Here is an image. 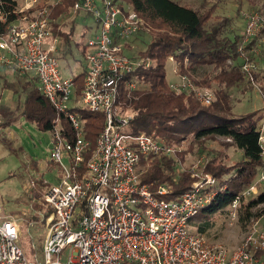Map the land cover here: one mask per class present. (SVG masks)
I'll return each instance as SVG.
<instances>
[{
  "label": "built area",
  "instance_id": "built-area-1",
  "mask_svg": "<svg viewBox=\"0 0 264 264\" xmlns=\"http://www.w3.org/2000/svg\"><path fill=\"white\" fill-rule=\"evenodd\" d=\"M61 1L46 0L32 19L17 17L0 31V65L13 66L20 74L32 73L41 93L72 129L70 139L55 129L50 140L49 157L61 176L42 196L50 212L45 218L39 213L45 229L41 264H264V220L260 222L264 211L232 250L209 245L202 234L188 233L190 218L216 193L213 176L195 174L199 179L176 201L156 197L137 179L141 157H170L179 152L154 132L131 135L127 130L130 117L119 114L115 105L118 80L151 64L149 58L130 55L134 53L131 42L141 30L137 14L113 0H77L72 5L71 12H85L97 28L94 38L85 43L84 77L76 97L73 78L61 75L56 57L59 40L51 35L46 17L48 7ZM36 2L23 0L16 12H27ZM244 16V36L249 40L258 34L263 21L251 13ZM6 18L8 13L0 5V23ZM168 59L179 79L171 84L172 89L192 91L202 105H209L211 94L195 88L173 58ZM126 86L131 90L137 84L129 81ZM73 106L104 116L87 159L88 142L82 121L70 111ZM258 131L264 157V121ZM259 174L258 181L264 182V167ZM169 192L170 187L163 185L156 194ZM248 192L255 194V185ZM236 206L234 200L230 207L236 210ZM1 211L0 205V264H30L17 244L18 225Z\"/></svg>",
  "mask_w": 264,
  "mask_h": 264
},
{
  "label": "trees",
  "instance_id": "trees-1",
  "mask_svg": "<svg viewBox=\"0 0 264 264\" xmlns=\"http://www.w3.org/2000/svg\"><path fill=\"white\" fill-rule=\"evenodd\" d=\"M45 1L38 0L31 10L18 13L16 12L18 0H0L3 10L8 13L7 21L0 23V31L3 32L5 26L17 17L25 15L32 19L34 12L41 9ZM76 1L62 0L47 9L49 31L59 40L56 53L58 60L71 55L74 21L71 19L68 22L67 29L62 28V23ZM113 1L121 7L131 8L142 22L141 27L149 29L147 33L141 34L148 36L147 44L130 55L149 58L150 66L148 68L140 66L133 73L124 74L117 82L115 105L119 114L130 117L127 130L131 135L154 132L165 143L177 147L185 140H189L190 145L198 147L203 146L205 141L222 140L219 147V151H222L207 159L200 168L202 172L210 174L216 180L214 187L216 193L208 205L190 218L188 224L194 227L196 234H204L215 225V220L210 217L217 209L222 208L221 214L226 215L227 208L237 200L236 223L239 230H246L252 219L261 217L264 211V185L258 183L259 173L264 167V157L256 122L248 115H232L231 90L242 83L250 87L252 78L258 81V72L253 70L255 67L253 63L260 37L256 34L245 40L244 31L242 29L237 31L233 16H224L222 20L211 23V18L215 17L218 8V1L211 3L204 12L172 0ZM248 2L245 9L247 13L250 10L264 11L263 4L258 6L254 1ZM241 8L243 7L238 8V14L242 19ZM137 36L138 34L134 39ZM77 45L80 47L79 54L83 57L87 48L85 44ZM58 51L61 53L58 54ZM170 56L173 63L178 65L181 74L190 78L195 88L213 90L214 99L209 105H202L192 91L172 89L166 80L167 65L173 66L168 59ZM247 56L250 58H245ZM245 65L250 66L248 74L245 71L247 78L242 70ZM81 68L79 75L73 78L76 97H79L82 89L83 65ZM129 81L137 84L135 89L127 88L126 84ZM21 95L23 99L19 118L21 116L40 132L53 133L58 129L62 138H71L72 129L67 118L41 93L36 77H30L21 86ZM70 111L76 112L82 121L84 140L88 142L85 151L87 159L104 125V116L100 112L92 113L79 106H73ZM13 112L0 110L1 117H4L0 127L17 121L18 117L10 116ZM229 147L241 152L239 160L229 163L225 161L227 154L223 153V149ZM180 155L181 152L176 158L141 157L137 164V179L156 197L176 201L195 181V178L190 177L189 169L176 171L177 162L181 163ZM163 185L170 187V192L165 196H157V190ZM253 185H257L255 194L248 192L249 187ZM33 208L43 213L44 217L49 215L50 209L43 199L38 200ZM20 218H23L25 225L31 227V231L34 225L44 223V219L37 213L27 215L24 211L21 212ZM17 222L20 224L19 218ZM43 232L44 227L37 230L35 235L37 245L29 249V254L41 255ZM27 240L33 239L28 237ZM17 244L23 249L24 255H27L21 238Z\"/></svg>",
  "mask_w": 264,
  "mask_h": 264
},
{
  "label": "rangeland",
  "instance_id": "rangeland-1",
  "mask_svg": "<svg viewBox=\"0 0 264 264\" xmlns=\"http://www.w3.org/2000/svg\"><path fill=\"white\" fill-rule=\"evenodd\" d=\"M38 1V0H37ZM180 5L189 6L196 11H206L211 3L218 1V8L215 12V17L211 18V23L222 20L224 16H233L235 18L234 25L239 32L241 29L244 31V14H254L260 17V21H263L258 29V35L260 37L257 41V49H255V72H258V81L256 82L252 78L250 87L245 83H242L236 88L231 90L232 101V115L234 116H251L256 122L257 128L264 121V11L263 12H250L245 10L248 7L247 0H172ZM257 3V5H264V0H250ZM37 3V2H36ZM23 4V0H18L19 8ZM242 6L240 13L238 14L239 7ZM243 12V13H242ZM74 21V31L72 35V43L70 46L71 55L66 56L65 59L59 58L60 72L63 77L74 78L79 75L83 65V57L79 54L80 47L77 44H85L87 40L93 39L94 34L97 32V28L93 19L83 11L77 13H70L63 19L62 28L67 29L70 20ZM149 29L147 27L142 28L138 32L136 39L131 42V50L144 48V45L149 41L148 36H142V33H147ZM140 34V35H139ZM61 49V48H60ZM62 50V49H61ZM61 51H58L60 54ZM250 58V57H245ZM4 66V65H2ZM2 68V67H1ZM4 70L0 71V110H11V117H18L21 111L22 99L21 86L29 80L30 77H34L32 73L20 74L14 70L13 66H4ZM248 68V67H247ZM243 70V69H242ZM244 70L245 78L248 77ZM2 72V73H1ZM166 80L170 84L178 83V77L172 72L170 65L166 68ZM246 80V79H245ZM207 90L212 99H214V93L212 89ZM20 105V106H19ZM4 120V117L0 115V122ZM52 132H40L33 125L27 123L21 116L18 117L15 123H12L6 127H0V205L3 215L9 217L16 222L19 227L18 240L21 238L23 247L27 251V255H24L30 264H41V257L29 254V249L34 248L37 245V239L35 235L37 230L44 227V223H39L31 227L23 223L21 212L29 215L37 213L38 210L34 209V204L38 200L43 199V194L47 188L57 183L58 178L61 176V172L57 165L49 157L50 140H52ZM189 140L182 141L178 146V151L181 152L179 160L177 162L176 171L180 172L183 169H189L192 178L195 181V174L201 177V174L205 175L200 170L203 163L214 156L219 151V147L222 144V140H209L205 141L203 146L190 145ZM222 151V150H220ZM219 151V152H220ZM179 152H175L171 157L176 158ZM223 153L227 154L226 162L237 161L241 157V152L233 147L223 149ZM210 175V174H209ZM46 183V184H44ZM259 183V181H258ZM264 183H259V185ZM257 190V185H255ZM253 194V193H252ZM222 208L210 217L215 220V225L210 230L205 232L204 237L209 245H220L228 250H232L239 245L243 236L250 224L246 227V230H239L236 220V210L232 207L227 208L228 213L226 215L221 214ZM21 211V212H20ZM38 211V212H37ZM263 211V210H262ZM261 211V212H262ZM235 217H232V214ZM43 214V213H41ZM40 216V215H39ZM41 217V216H40ZM19 218L20 224L17 222ZM45 218V217H44ZM209 218V217H208ZM42 219V218H41ZM258 218H253L254 222ZM26 220V219H25ZM264 219H260L263 222ZM25 222V221H24ZM188 233H195L194 227L189 226ZM45 237V229H44ZM31 237L33 240H27ZM42 237V241L43 238ZM23 250V249H22Z\"/></svg>",
  "mask_w": 264,
  "mask_h": 264
},
{
  "label": "crops",
  "instance_id": "crops-1",
  "mask_svg": "<svg viewBox=\"0 0 264 264\" xmlns=\"http://www.w3.org/2000/svg\"><path fill=\"white\" fill-rule=\"evenodd\" d=\"M1 67H2V68H1ZM4 69H5L4 66L0 65V71H2V70H4ZM2 72H3V71H2ZM2 72H1V73H2ZM0 76H1V75H0ZM178 83H179V82H178ZM20 105H21V104H20ZM20 105H19V106H20Z\"/></svg>",
  "mask_w": 264,
  "mask_h": 264
}]
</instances>
